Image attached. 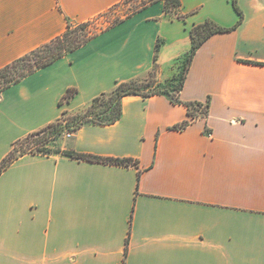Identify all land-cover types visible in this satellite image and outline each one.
Segmentation results:
<instances>
[{
  "label": "crops",
  "instance_id": "crops-1",
  "mask_svg": "<svg viewBox=\"0 0 264 264\" xmlns=\"http://www.w3.org/2000/svg\"><path fill=\"white\" fill-rule=\"evenodd\" d=\"M121 1L0 0V68ZM181 1L184 18L155 2L5 88L0 163L17 140L118 83L174 76L194 25L241 18L233 0ZM238 5L242 21L193 55L181 102L127 95L117 122L65 139L66 150L135 164L27 153L1 172L0 264H264V0ZM185 102L208 112L172 128L189 118Z\"/></svg>",
  "mask_w": 264,
  "mask_h": 264
},
{
  "label": "trees",
  "instance_id": "trees-1",
  "mask_svg": "<svg viewBox=\"0 0 264 264\" xmlns=\"http://www.w3.org/2000/svg\"><path fill=\"white\" fill-rule=\"evenodd\" d=\"M158 1H164L165 3V12L167 14H170L171 12H176L177 17L179 18H184V14H180L179 12L182 10L183 5L181 0H147L146 2L143 3L142 6L137 8L135 11H133L131 14L127 15L125 18L131 16L132 14L136 13L139 10L144 9L145 7L158 2ZM233 5L236 9V11L240 14L241 18L238 21V23L230 28L223 27L219 24H217L215 21L212 19H206L204 22L199 23L194 25L190 29V36H191V42H192V47L191 51L186 57V63L187 67L184 72V74L181 76L179 85L174 86L176 94L173 95L170 90L164 89L160 87V84L157 85L155 89L149 88V91H143L142 86L144 87L143 84L139 83L137 79H130L128 81H122L118 83L112 90L108 92H103L97 96H95L91 102V112L94 114L93 115H88L87 113L85 114H76L75 116V122L73 126V130H77L78 128L82 127L85 125V123L88 122H93V124H99V125H105V124H112L117 122L123 113L122 109V100L125 96L127 95H142L144 97L146 96H152V95H157V94H167L168 96L171 97V100L175 103L181 102V100L178 97V93L182 89L183 82L185 79L186 71L188 70V67L192 61L193 55L197 51V49L201 46V44L207 40L211 35L221 32V31H227L232 28H235L243 19V13L242 10L240 9L238 5V0H233ZM112 8V7H111ZM110 8V9H111ZM103 14V13H102ZM101 15V14H100ZM125 18H122L121 20L115 22V24L123 21ZM92 20V19H91ZM114 25V24H113ZM112 26V25H111ZM72 28V24L68 25V30L61 36L53 39L52 41L32 50L30 53L25 54L24 56L14 60L13 62L7 64L6 66L0 68V93L10 85L20 81L27 75L33 73L34 71L43 68L51 63H53L55 60L66 54L67 52L73 51L83 44H85L90 38L87 39H76V37H69L67 38L68 44L66 47H59L58 49H53L50 51L48 54L45 56H42V58L39 59H33L34 55H37L39 51L44 47L50 46L51 42L55 40H59L64 38V36L69 34L70 30ZM160 47V41L156 45V50L158 51ZM20 64H27L22 68V66L19 67ZM77 90L75 88H70L67 90L64 98L67 100H70L72 98ZM185 104L188 106V115L189 118L182 121L179 124H176L172 128L175 129H183L187 127L189 124H191L193 121H195L199 115L196 113L195 107L198 106L200 107V103L198 102H185ZM208 112V104L205 106V114ZM90 117V121L88 120ZM87 118V119H86ZM88 120V121H87ZM54 124V123H51ZM51 124L47 125L50 126ZM45 128V127H44ZM43 128L40 130L31 132L28 134H36L38 131H41ZM23 140V138L17 140L15 142L14 148L11 151V153L3 159V161L0 163V174L1 172L6 169L15 159L20 157L21 155L27 154V153H38L35 151H23L20 154H14L17 144ZM45 154V153H44ZM64 155L71 156L80 160H88V161H96V162H103V163H110V164H119V165H131L135 164L136 161L134 158L131 157H102V156H97L93 154H87V153H80L76 152L73 150H65L63 152Z\"/></svg>",
  "mask_w": 264,
  "mask_h": 264
},
{
  "label": "rangeland",
  "instance_id": "rangeland-1",
  "mask_svg": "<svg viewBox=\"0 0 264 264\" xmlns=\"http://www.w3.org/2000/svg\"><path fill=\"white\" fill-rule=\"evenodd\" d=\"M147 0H122L118 4L112 6L111 9L105 11L103 14L96 16L92 20L83 22V23H75L72 24V28L69 34L65 35L64 38L55 40L51 42L50 46L44 47L39 51L37 55H34L33 59L42 58L53 49H58L59 47H66L68 44L67 38L76 37V39H87L90 37H94L100 31L107 29L111 25L115 24V22L125 18L127 15L131 14L137 8L143 5ZM180 13V12H179ZM181 14V13H180ZM176 12H171L170 16H176ZM180 61V60H179ZM176 62L172 68L178 69V66L181 67V70L177 73L175 72L174 76H169L164 80H159L157 71L153 72H144L137 79L139 83L143 84V91H149V88L155 89L158 84L160 87L164 89L170 90V92L175 95V87L179 85L181 76L184 74L187 63L186 58L181 62ZM27 67V64H25ZM24 64H20L22 68L25 66ZM128 81V80H127ZM70 89V88H69ZM76 89V88H75ZM77 90V89H76ZM65 101H69L64 98ZM92 100V99H91ZM87 102L85 105L80 106L73 110H65L59 120L55 121L54 124L50 126H46L41 131H38L36 134L27 135L21 140L16 147L14 154H20L23 151H35L38 153H49V154H63L66 150L65 147V139L69 137V134L73 133V126L75 125V116L76 114H85L93 115L91 112L90 102ZM196 113L199 117L203 116L205 113V108L195 107ZM87 119V118H86ZM90 121V117L88 119ZM87 120V121H88ZM86 124H93V122H88Z\"/></svg>",
  "mask_w": 264,
  "mask_h": 264
},
{
  "label": "built area",
  "instance_id": "built-area-1",
  "mask_svg": "<svg viewBox=\"0 0 264 264\" xmlns=\"http://www.w3.org/2000/svg\"><path fill=\"white\" fill-rule=\"evenodd\" d=\"M69 136H71V134H69Z\"/></svg>",
  "mask_w": 264,
  "mask_h": 264
}]
</instances>
